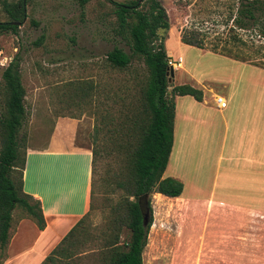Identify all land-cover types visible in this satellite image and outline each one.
<instances>
[{
	"label": "rangeland",
	"instance_id": "1",
	"mask_svg": "<svg viewBox=\"0 0 264 264\" xmlns=\"http://www.w3.org/2000/svg\"><path fill=\"white\" fill-rule=\"evenodd\" d=\"M158 1L170 24L167 33L159 32L164 37L167 60L183 58L188 74L187 77L185 70L179 71L180 67L174 70L168 83L169 99L173 87L182 85L181 82L187 84L191 79L200 82L197 77H202L204 84H212L224 97V84L228 86L229 76L240 81H232L236 86L247 80V73L244 76L240 73L246 68H240L237 63L264 69V0H258L263 11L259 10L255 23L239 14V10L254 0ZM24 3L26 18L17 32L0 33V114L3 106L1 74L18 54L26 92L27 118L19 133L24 149L43 146L55 118L69 116L79 123L76 144L88 149L101 148L104 154L95 176L92 207L83 218L84 239L74 243L70 260L45 264H104L100 258L103 238L111 234L108 226L121 200L114 183L124 167L126 151L119 144L130 133L127 126L139 115L141 103L138 100L145 67L136 57H132L131 64L123 70L112 68L106 62V54L114 48L132 56L128 33L119 32L114 7L107 0H90L84 5L80 0H25ZM235 18L238 23L234 22ZM7 20L0 0V23ZM191 33L203 42L201 49L181 42L183 34ZM111 133L115 134L117 144L109 142ZM177 207V201L159 203L156 207L152 223L155 224L148 233L143 264H210L208 260L199 259L200 253L194 261V249L180 248L190 235V228L186 226L184 213ZM21 220L35 224L24 211L16 208L12 213L10 235ZM126 236L127 231L123 229L120 242ZM2 253L0 250V258Z\"/></svg>",
	"mask_w": 264,
	"mask_h": 264
},
{
	"label": "crops",
	"instance_id": "2",
	"mask_svg": "<svg viewBox=\"0 0 264 264\" xmlns=\"http://www.w3.org/2000/svg\"><path fill=\"white\" fill-rule=\"evenodd\" d=\"M237 64L246 68L240 73L247 80L236 86L232 81H240L229 76L227 99L202 77L203 84L190 76L186 83L202 91V100L173 98V146L163 178L181 182L183 192L151 197L154 218L159 203L178 202L190 228L180 248L194 249V261L200 253L210 264H264V69ZM216 96L225 99V109L217 107ZM78 124L58 116L45 144L26 148L23 191L40 202L45 228L19 221L0 264H43L89 213L91 152L76 144ZM57 260L68 259L56 254L49 263Z\"/></svg>",
	"mask_w": 264,
	"mask_h": 264
},
{
	"label": "trees",
	"instance_id": "3",
	"mask_svg": "<svg viewBox=\"0 0 264 264\" xmlns=\"http://www.w3.org/2000/svg\"><path fill=\"white\" fill-rule=\"evenodd\" d=\"M90 0H80L82 5ZM114 7L119 32H127L132 56L119 48L106 54V62L115 69H126L132 57L141 60L145 67V77L140 85L141 109L134 122L127 126L130 132L120 141L126 151L124 167L121 169L114 188L121 193V200L114 208L110 226L111 234L104 235L100 258L104 264H143V252L147 245L148 233L153 223L151 197L160 194L177 198L183 192V185L176 179L163 178L173 146V121L175 96H191L202 100V91L188 84L172 88V96L167 97L168 76L167 52L164 37L170 24L165 9L158 0H138L124 3L107 0ZM141 4L139 5V2ZM8 20L0 23V33H16L26 18L23 0L9 2L1 0ZM263 11L258 0L248 2L239 14L249 22L255 23L258 12ZM238 23V19H234ZM18 24V25H16ZM242 28V27H239ZM181 42L187 46L201 49L203 42L193 33L183 34ZM21 59L16 54L1 74L2 112L0 114V250L4 251L10 240L12 213L20 208L30 217L39 230L45 228L40 202L23 191V171L25 149L20 130L27 118L25 109L26 92L21 81ZM115 134H109V142L117 144ZM91 152V191L90 209L96 186L95 176L98 164L103 158L101 148L92 147ZM105 174L107 172L105 171ZM146 196L149 220L142 224L138 202ZM32 202V203H30ZM90 211V210H89ZM83 219L63 238L59 246L45 259L52 261L56 254L66 259L72 258L69 248L63 245L79 243L84 239ZM125 229L127 236L120 242ZM81 230V231H80ZM63 246V247H62ZM61 247V249H60Z\"/></svg>",
	"mask_w": 264,
	"mask_h": 264
},
{
	"label": "water",
	"instance_id": "4",
	"mask_svg": "<svg viewBox=\"0 0 264 264\" xmlns=\"http://www.w3.org/2000/svg\"><path fill=\"white\" fill-rule=\"evenodd\" d=\"M23 2H25V0H23ZM139 4H140V2H139ZM16 25H18V24H16ZM167 76H168V83H169V82H171V79L174 76L173 69L168 70ZM138 205H139L140 213L142 216V224L144 227H146L148 224V220H149V211H148L147 204H146V196H144L143 198H141L139 200Z\"/></svg>",
	"mask_w": 264,
	"mask_h": 264
},
{
	"label": "built area",
	"instance_id": "5",
	"mask_svg": "<svg viewBox=\"0 0 264 264\" xmlns=\"http://www.w3.org/2000/svg\"><path fill=\"white\" fill-rule=\"evenodd\" d=\"M181 63H182V58L181 57H179L177 59V61H168L167 60V65L169 66L170 69H173V71L176 68L180 67ZM214 101H215V103H216V105H217V107L219 109H225L226 106H227L226 101H225V99L223 97L216 96Z\"/></svg>",
	"mask_w": 264,
	"mask_h": 264
}]
</instances>
